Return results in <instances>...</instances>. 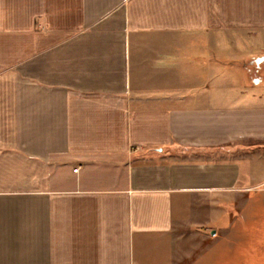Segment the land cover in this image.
Returning a JSON list of instances; mask_svg holds the SVG:
<instances>
[{"label":"crops","instance_id":"obj_1","mask_svg":"<svg viewBox=\"0 0 264 264\" xmlns=\"http://www.w3.org/2000/svg\"><path fill=\"white\" fill-rule=\"evenodd\" d=\"M0 264H264V0H0Z\"/></svg>","mask_w":264,"mask_h":264},{"label":"built area","instance_id":"obj_2","mask_svg":"<svg viewBox=\"0 0 264 264\" xmlns=\"http://www.w3.org/2000/svg\"><path fill=\"white\" fill-rule=\"evenodd\" d=\"M77 170H78V168H75V169L73 170V172H77Z\"/></svg>","mask_w":264,"mask_h":264}]
</instances>
